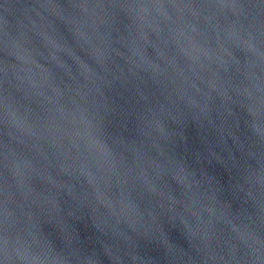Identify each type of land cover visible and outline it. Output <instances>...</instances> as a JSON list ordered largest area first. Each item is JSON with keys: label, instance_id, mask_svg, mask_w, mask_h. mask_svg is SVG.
I'll use <instances>...</instances> for the list:
<instances>
[{"label": "water", "instance_id": "obj_1", "mask_svg": "<svg viewBox=\"0 0 264 264\" xmlns=\"http://www.w3.org/2000/svg\"><path fill=\"white\" fill-rule=\"evenodd\" d=\"M242 12L247 14L238 0H0V224L5 217L24 224L25 213L34 208L52 212L65 193L75 195L74 186L89 196L98 194L101 200L111 198L113 206L117 189L149 200L159 197L165 207L171 192L183 195L174 184L157 185L150 173L140 176L134 170L129 174L130 162L123 164L105 151L110 169L95 150L91 154L84 150L83 139L72 135L84 131L71 123L73 118L83 117V106L122 69L145 79L183 73L198 90L185 85L193 102L203 108L205 97L223 96L229 104L239 103L252 112L248 123L264 137V31L242 27ZM63 26L72 33L70 39ZM120 79L131 77L124 73ZM131 132L130 126L126 135ZM187 135L189 154L200 150L195 130L189 128ZM70 141L78 151L71 150ZM127 147L135 151L133 144ZM204 167L224 189V198L238 209L239 201L229 191L231 174L214 162ZM259 180L264 183V163ZM176 181L186 183L182 174ZM253 199L250 215L233 225L235 234L225 230L216 236L219 229L208 231L216 243L200 245L199 253L189 247L179 224L176 228L165 224L174 243L168 245L174 260L183 264L187 252L191 264L201 260L204 264H264V200ZM205 203L197 199L192 206V212L202 215V223L209 219L207 212H201ZM122 208L129 220L135 218L132 199L126 197ZM174 211L190 226L196 224L183 208ZM216 219H221L219 213ZM223 219L228 222L227 217ZM76 227L87 246L100 252L89 223L81 221ZM44 230L54 237L50 226ZM29 251L41 258L56 255L42 238ZM140 251L166 264L156 245L141 241ZM101 259L108 264L102 254ZM86 264L96 261L89 257Z\"/></svg>", "mask_w": 264, "mask_h": 264}, {"label": "clouds", "instance_id": "obj_2", "mask_svg": "<svg viewBox=\"0 0 264 264\" xmlns=\"http://www.w3.org/2000/svg\"><path fill=\"white\" fill-rule=\"evenodd\" d=\"M238 4L247 12L239 17L242 27L264 31V0H238ZM124 30L127 31V26ZM62 31L66 38H71L67 26H63ZM124 73L131 79L122 82L120 76ZM185 85L187 89L198 91L195 85L188 84L183 73H174L167 79L152 75L145 79L137 77L131 69H122L110 85L83 106L84 116L71 121L84 129L72 133L77 140L85 141L84 150L90 154L95 150L101 162L108 163L110 169L111 164L103 156L105 151L118 156L123 164L130 162L129 174L134 170L140 176L150 173L157 185L174 184L183 195L179 191L171 192L165 207L155 194L151 195L155 199L149 200L146 196H134L132 191L121 193L117 189L113 206L109 203L111 198L101 200L98 194L89 196L74 186L75 195L65 193L50 213L34 208L25 213L24 224L19 220L10 222L5 217L0 224L3 264H86L89 257L96 264H104L101 254L108 264H158L154 258L141 254V241L159 247L166 264H180L168 247L174 243L165 231V224L174 228L179 224L189 247L197 253L200 245L206 247L216 243L208 231L219 229L216 236L224 234L225 230L235 234L233 225L250 215L253 197L264 200V183L259 180L264 163V137L257 135L256 127L248 123L253 119L252 112L239 103L229 104L223 96L215 99L208 96L201 108L188 98ZM130 126L131 135H126ZM189 128L195 130L201 144L200 150L191 154L187 150ZM130 143L135 147L134 152L128 150ZM70 146L71 150L78 151L74 142L70 141ZM213 162L231 174L229 191L233 199L239 201L238 209H233L224 198L222 186L206 171L205 163ZM178 174L185 177L186 183H177ZM86 183L90 186L91 182ZM126 197L136 206V216L131 220L122 208ZM197 199L207 201L201 206V212L208 213L206 223H202V215L192 212ZM182 200L187 201V205ZM174 208L189 212L196 224L190 226ZM217 213L220 220L216 219ZM223 217H227L228 222ZM81 221H87L93 229L100 252L82 240L76 227ZM45 225L54 230V237L45 232ZM33 231L38 236L33 237ZM41 238L56 255L41 258L30 253ZM164 238H167L166 243ZM238 254L243 255L242 252ZM183 264H191L187 252Z\"/></svg>", "mask_w": 264, "mask_h": 264}]
</instances>
